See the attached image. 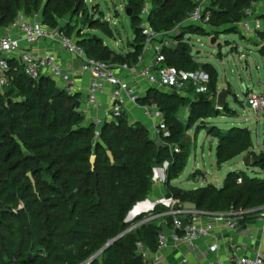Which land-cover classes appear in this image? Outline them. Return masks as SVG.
Wrapping results in <instances>:
<instances>
[{
  "label": "trees",
  "instance_id": "trees-1",
  "mask_svg": "<svg viewBox=\"0 0 264 264\" xmlns=\"http://www.w3.org/2000/svg\"><path fill=\"white\" fill-rule=\"evenodd\" d=\"M193 1L152 0L151 26L158 32L180 26L193 9ZM143 2L127 3L134 32L132 52L118 55L100 40L81 39L78 44L87 56L107 64H134L143 43L138 29ZM260 2L264 0H210L211 28L239 32L236 25L246 18L245 10ZM40 11L43 24L59 27L69 36L87 21L92 29L112 35L107 22L90 18L83 0H0V28L21 13L32 17ZM65 18L69 21L60 27L59 20ZM77 31L80 37V27ZM187 33L203 36L209 32L181 27L177 40ZM185 47L180 42L166 51V60L177 70L202 69L208 76L206 92L188 88V96L183 97L149 89L139 101L142 106L155 104L163 114L170 135L163 140L166 148L159 150L148 129L139 122L128 123L124 116L103 123L96 138L95 125L86 123L72 108L77 95L54 97L53 81L34 83L14 69L8 86L0 91V264H84L111 242L90 264H145L136 254V243L141 242L151 253L156 251L159 229L155 223L120 235L130 226L125 222L129 211L148 197L154 185L153 169L165 162L166 194L180 204L190 202L207 213H264V175L249 177L231 171L220 187L207 184L191 190L171 184L190 155L185 132L195 123L219 116L210 100L216 95L218 75L211 65L196 63ZM184 108L189 110L185 123L178 117ZM223 111L232 114L227 104ZM204 129L217 141V166L249 154L251 167L264 172V154L252 152L247 129L207 125ZM173 145L179 147L178 154H170ZM164 209L160 204L154 207L155 212Z\"/></svg>",
  "mask_w": 264,
  "mask_h": 264
},
{
  "label": "built area",
  "instance_id": "built-area-1",
  "mask_svg": "<svg viewBox=\"0 0 264 264\" xmlns=\"http://www.w3.org/2000/svg\"><path fill=\"white\" fill-rule=\"evenodd\" d=\"M83 1L85 2V0ZM127 3L128 0L126 5L121 6V11L126 12ZM193 3V9L180 26H176L170 31L158 32L149 21L152 0H144L138 14V29L143 37V43L134 64H107L92 59L87 56L75 37L67 35L59 27H49L38 23L36 21L37 14L28 17L21 13L17 17V33L7 32L0 36V91L8 86L14 69H19L27 79L34 83L41 79H49L54 82L56 89L68 96L76 95L77 80L82 76H87L89 82L85 99L83 104L79 103V108L76 111L86 123L95 125V137L97 138L103 120L93 118L91 112L98 107V99L105 94L108 95L109 101L105 116L115 122L122 116L126 106H140L139 101L145 96V88L168 93V88L181 91L187 88L196 89L202 84L206 86L208 81L206 74L199 75L171 68L167 65L165 56L166 51L177 48L180 42L184 43L185 35L181 40H177L181 27H196L206 32L213 30L210 26L212 14L210 0H194ZM255 6L256 3H252L245 10L246 18L238 23L240 32L246 38L263 32L261 22L250 19ZM94 11L95 9H93ZM100 20L105 21L104 18ZM41 41L57 46L75 60L76 64L74 62L63 64L53 52L38 53L34 47ZM187 83L188 85H186ZM246 103L249 104L248 109L258 113L264 110V95L248 96L245 105ZM141 109L143 115L153 122L152 137L154 142L161 141L163 143V140L169 137L170 132L165 125L161 110L155 104L141 106ZM256 115L255 119H257ZM259 148V152L252 151L257 156L264 154V143ZM169 150L171 155L180 152L177 145L170 146ZM167 167L168 163L165 162L162 169L154 168L153 177L161 172L162 181H164ZM158 204L165 209L155 212V205H151L146 212L131 220L130 226L126 230V233H129L151 223H155L159 229L157 249L154 253L147 252L141 242L136 243V254L143 259L145 264L148 262L166 264L162 253L170 246L184 247L189 253L197 251L205 264H264V251L261 250L252 255H237L226 259L214 256L219 250L217 242H213L203 250L197 248L201 241L211 237L215 229L233 233L240 231V224L247 215H254L262 223V230H264V213H257L260 210H230L225 213L192 211L184 209L183 204L172 197L169 199L163 197ZM181 219L185 221L183 228ZM162 225H166L172 230V234L162 235ZM179 263L189 264L188 257L183 256Z\"/></svg>",
  "mask_w": 264,
  "mask_h": 264
},
{
  "label": "rangeland",
  "instance_id": "rangeland-1",
  "mask_svg": "<svg viewBox=\"0 0 264 264\" xmlns=\"http://www.w3.org/2000/svg\"><path fill=\"white\" fill-rule=\"evenodd\" d=\"M126 1L85 0L84 4L90 18L92 20L104 18L111 28L112 35L108 36L101 30L92 29L87 21L79 26L80 31L83 30L82 37L100 40L104 46L115 52L130 48L134 32L130 24V17L121 11V6L126 5ZM93 9H95L94 12ZM59 24L63 23L60 21ZM222 29H214L213 31L217 33L215 36L211 35L213 31H210L203 36L187 33L184 37L187 41L186 43L184 40L186 43L185 52L191 55L196 63H207L214 68L218 75L217 86L219 88L216 89V95L210 97L214 109L219 111V116L195 123L185 132L186 138L189 139L190 155L184 170L171 184L186 190L207 184L221 185L218 178H224L230 171H238L249 177L254 174L264 175V172L259 168L251 167L253 159L249 154L240 155L220 167L217 166L215 153L217 141L207 135V131L204 129V125L216 126L222 130L231 127L245 128L250 132L253 150L256 152L260 151L259 146L264 143V110L255 113L252 109L245 107L248 96L264 95V34L257 36L259 40L255 41L257 39L255 35L246 38L241 32H223ZM211 38L216 39L214 45L210 44ZM167 65L173 68L168 61ZM193 72L199 75L205 74L200 68ZM167 91L168 94L176 92V94L184 96L188 88L181 91L168 88ZM194 91L206 92V86L202 84ZM225 91L228 92L226 104L232 114L221 109L218 110L216 107L217 95ZM188 113L189 110L186 109L184 114L186 116L181 122H186ZM255 115L257 119H255ZM246 159H249L247 166L245 165ZM162 166L163 164L159 168L162 169ZM196 171H200L201 174L195 175ZM254 218V215H247L240 224V229H243L245 224Z\"/></svg>",
  "mask_w": 264,
  "mask_h": 264
},
{
  "label": "crops",
  "instance_id": "crops-1",
  "mask_svg": "<svg viewBox=\"0 0 264 264\" xmlns=\"http://www.w3.org/2000/svg\"><path fill=\"white\" fill-rule=\"evenodd\" d=\"M36 14L38 15L36 18V21L40 24H43L42 17H41V14H42L41 11ZM250 19L258 20L259 22H261V25L263 26V32H260V34L257 33L255 35L257 38L255 41H258L259 38L257 36H262V34H264V2H260L256 4V6L253 9V14L250 17ZM60 21L61 23H63L61 25L59 24L60 27H62L69 21V19L65 18V19L59 20V22ZM43 25L47 26L45 24ZM79 26L80 25H78L77 27L78 30H79ZM236 26L240 33L238 24ZM77 29H76V32L74 31V33L71 35L72 37H75L77 41L81 39H88V38L82 37L83 30L81 31V35H80L81 37H78V35H76V33L78 32ZM222 30L224 32V29ZM7 32H10L13 34L17 33V19L13 23L9 24L8 26L0 28V36H2L3 34ZM34 50H37L38 53L53 52L58 56L59 60L65 65L70 62H74V64H76V61L73 60L69 55L61 51L57 46L51 45L47 42H44V41L39 42L36 45V47H34ZM113 52L118 55L126 56L130 52H132V43L130 45V48H128L127 50H121L117 52L113 51ZM88 82H89V78L87 76H82L76 82L77 89H78L76 93L77 102L81 104H83L84 99H85ZM217 89H219L218 86H217ZM148 90L149 89L145 88V96ZM186 96H188L187 92L185 93L183 97H186ZM141 106L142 105L126 106L124 108L122 116H124L126 120L128 121V123L130 124H133L135 122L141 123L146 129H148V131L152 135L153 122L149 118L143 115ZM108 107H109L108 95L105 94L98 99V107L92 110L91 112L92 117L102 119L104 123L114 122L109 117L105 116V112L108 109ZM186 109L187 108H184L181 112H179L178 117L180 121L185 118L186 115L184 114H185ZM156 168H159V167H156ZM226 175L222 179L218 178V181L221 184L223 183ZM162 180L163 178L161 176V172H158V174L153 177L154 185L148 197L145 199L146 203L141 207V209L147 210L150 208L151 205L158 204L161 201V199L165 197L166 190H165L164 181ZM220 186L221 185H217V187H220ZM213 242H217L219 245V250L216 253V255H214L219 258L229 259L237 255H244V254L252 255L259 250L264 251V230H262V223L258 221L255 217L254 219L248 221L245 224L244 228L238 232L233 233V232L223 231L220 229H215L211 237L207 240L201 241L197 245V248L199 250L206 249ZM162 256L166 264H180L179 263L180 258H182L183 256L188 257L189 264H205V261L201 259L197 251L193 253H189V251H187L184 247L174 248L170 246L168 249L163 251Z\"/></svg>",
  "mask_w": 264,
  "mask_h": 264
},
{
  "label": "water",
  "instance_id": "water-1",
  "mask_svg": "<svg viewBox=\"0 0 264 264\" xmlns=\"http://www.w3.org/2000/svg\"><path fill=\"white\" fill-rule=\"evenodd\" d=\"M125 14L127 15V17H130L131 16V9L127 8L126 9V12ZM216 42V39L215 38H211L210 40V44L211 45H214ZM264 50V48H263ZM61 94V91L56 89L55 92H54V97H57ZM228 95V92L225 91V92H220L218 95H217V102H216V107L223 110L226 106V97ZM247 108H249V104L246 103L245 105ZM72 108L73 109H78L79 108V102H75L73 105H72ZM155 147L157 150H159L160 148H163L165 149L166 146L161 142V141H157L155 142ZM107 155L111 161V163H113V157L111 155L110 152H107ZM94 159L95 157L92 156L91 157V163H94ZM263 163H264V160L262 159L261 160ZM249 163V159H246V162H245V165L247 166ZM200 171H196L195 175H200ZM161 176H162V173H161ZM28 177L31 179V176L28 175ZM32 184H33V187H34V181L31 180ZM170 198V195L166 194L165 195V199H169ZM146 203V200H143L141 202H138L136 205L133 206V208L129 211V213L127 214L126 216V219H125V222L128 223L130 222L131 220H133L136 216H139L141 214H143L144 212H146V210L144 209H139L137 210L138 208H140L141 205H144ZM137 208V209H136ZM183 208L186 209V210H192V211H197V207L195 204L193 203H190V202H186L183 204ZM136 209V211H135ZM185 226V221L184 219H181V227L183 228ZM127 231H125L123 234H121L120 236L124 235ZM161 232H162V235L164 236H168V235H171L172 234V230H170L166 225H162L161 226ZM112 243V242H111ZM111 243H108L102 250H100L97 254H95L91 259H89V261L87 262L88 264H90L98 255H100L104 250H106L108 248L109 245H111ZM147 252H150L149 249H147ZM148 264H151L150 262H148Z\"/></svg>",
  "mask_w": 264,
  "mask_h": 264
},
{
  "label": "bare ground",
  "instance_id": "bare-ground-1",
  "mask_svg": "<svg viewBox=\"0 0 264 264\" xmlns=\"http://www.w3.org/2000/svg\"><path fill=\"white\" fill-rule=\"evenodd\" d=\"M142 206H143V205H141L140 208H138V209L136 208V209L139 210V209H141ZM136 209H135V211H136Z\"/></svg>",
  "mask_w": 264,
  "mask_h": 264
}]
</instances>
